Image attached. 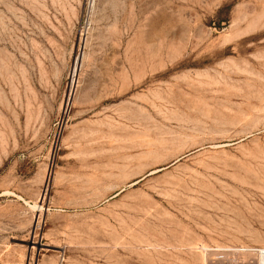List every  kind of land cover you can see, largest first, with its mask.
Instances as JSON below:
<instances>
[{
    "label": "rangeland",
    "instance_id": "374dc122",
    "mask_svg": "<svg viewBox=\"0 0 264 264\" xmlns=\"http://www.w3.org/2000/svg\"><path fill=\"white\" fill-rule=\"evenodd\" d=\"M259 250L264 0H0V264Z\"/></svg>",
    "mask_w": 264,
    "mask_h": 264
},
{
    "label": "bare ground",
    "instance_id": "6f19581e",
    "mask_svg": "<svg viewBox=\"0 0 264 264\" xmlns=\"http://www.w3.org/2000/svg\"><path fill=\"white\" fill-rule=\"evenodd\" d=\"M242 251V250H241ZM257 252V255H256V264H264V250H259V251H256ZM255 252V253H256Z\"/></svg>",
    "mask_w": 264,
    "mask_h": 264
}]
</instances>
